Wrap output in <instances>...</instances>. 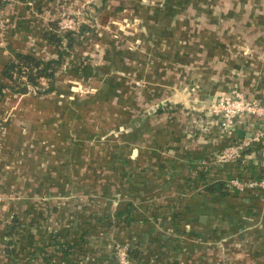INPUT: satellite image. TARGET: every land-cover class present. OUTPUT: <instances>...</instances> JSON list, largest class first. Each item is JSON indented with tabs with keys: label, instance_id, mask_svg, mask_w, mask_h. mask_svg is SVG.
<instances>
[{
	"label": "crops",
	"instance_id": "1",
	"mask_svg": "<svg viewBox=\"0 0 264 264\" xmlns=\"http://www.w3.org/2000/svg\"><path fill=\"white\" fill-rule=\"evenodd\" d=\"M31 2L40 10L38 1ZM142 2L118 0L117 8L140 11L143 31L121 35L131 43L118 48L104 30L101 60L71 55L56 77L57 94L4 91L0 264H24L53 240L85 238V230L88 244L79 251L56 253L49 263L36 252L29 264H116L99 236L104 229L95 231L85 217L127 206L134 220L111 235L136 250V264H264V189L239 191L228 182L260 178L261 144L253 142L236 161L212 163L227 142L251 137L261 121L237 119L228 139L219 131V115L206 110L233 86L264 103V0ZM30 5L15 0L3 9L10 22L0 32V84L1 69L16 52H51L41 38L46 23ZM103 70L110 82L91 92L94 100L103 92L98 116L89 110L92 99L69 90ZM117 71L143 79L146 92L139 97L134 83L123 86ZM67 77L77 80L64 83ZM7 105H19L17 114L5 113ZM90 127L102 136L96 148L86 145ZM214 182L224 183L229 194L204 189Z\"/></svg>",
	"mask_w": 264,
	"mask_h": 264
},
{
	"label": "trees",
	"instance_id": "2",
	"mask_svg": "<svg viewBox=\"0 0 264 264\" xmlns=\"http://www.w3.org/2000/svg\"><path fill=\"white\" fill-rule=\"evenodd\" d=\"M17 1H39V3L54 2L55 0H17ZM39 6H41L39 4ZM5 4L0 2V8L4 9ZM119 8H117L118 10ZM95 26H89L87 23H81L77 28L72 30H67L60 32L56 25V19L46 23L44 30L41 32V38L45 44L50 48V53L46 57H38L33 52H16L7 62L3 65L1 69V75L5 79V82L0 84V99L3 97L4 91H10L13 93H28L33 96H51L52 94H57L55 90L56 77L59 72L63 69L65 62L72 55L73 47L76 44L77 38L83 34L94 35ZM204 189L207 192L218 195L229 194L227 186L224 183L214 182V183H204ZM79 200V198L77 199ZM80 201V200H79ZM84 203V202H83ZM87 200H85V211ZM109 208L101 209L99 211V217L95 215L88 216L86 224H94L95 229H104V232L99 234V236L107 239L110 237L111 231L114 228H120L124 225H130L129 223L134 220L129 213V206L125 210H117L115 213H111ZM125 211V212H124ZM12 231V226H9L6 235L10 234ZM87 230L84 234L78 236L71 242H63L58 240H53L50 244L44 245L40 248L38 252L39 257L45 260L46 263L52 261V258L59 253L61 256H68L73 253V251H79L84 242L87 245ZM113 236L115 234H112ZM125 243L126 241H121ZM128 242V241H127ZM53 249L51 254L48 251H44V248ZM131 248V247H130ZM35 252V253H36ZM130 255L134 263L136 264V250L130 249ZM31 253L24 264H29L32 258L36 255ZM115 259V258H114Z\"/></svg>",
	"mask_w": 264,
	"mask_h": 264
},
{
	"label": "rangeland",
	"instance_id": "3",
	"mask_svg": "<svg viewBox=\"0 0 264 264\" xmlns=\"http://www.w3.org/2000/svg\"><path fill=\"white\" fill-rule=\"evenodd\" d=\"M142 1H143L142 3H148L150 0H142ZM91 2L95 3L96 9L91 8V6L89 5V3H91ZM102 2H103V4H102ZM38 3H39V1L37 2V4ZM117 3H118V0H107V1H105V0L104 1L103 0H55V2H45V1L41 2L40 3V5H41L40 10L36 6H35V8L32 7V6H34L33 2H31L30 6L32 7L33 15L35 17H37L39 19V21L42 20L43 23H48L49 21L57 19L61 15V13H66V14H69L73 17L80 18L81 20L84 19L85 23H87L89 26L90 25L93 27L95 26L94 35L86 34L87 37L85 39H83V41H79L78 43L76 41V44L72 50V52H73L72 55L73 54H75V55L80 54L81 58H83L85 56V57H88V59L91 58L93 60L98 61L101 59L98 57L97 49H99L100 38L102 37V34H104V30L109 32V34L112 37L111 45L116 46L118 48L120 47L121 43H126V42L129 43L130 42V41H128V39H125V38H127V36H130L133 33L139 34L143 31V29L140 27L141 24L139 21V20H141V19H139V14L141 17L140 11H138L139 13H137L136 10H133L132 12H130L129 9H126V11H123V9L117 10V7H118ZM8 22H10L9 19H8ZM121 35H124L126 37L123 38L122 40H120ZM128 43H126L127 46L130 45ZM132 44H133V42H132ZM81 54H82V56H81ZM106 73L107 72L105 70H103L101 72H97V74L93 73V76H90L87 78H85V76H83L82 78L79 79L80 81H82L81 83L79 81H77L79 84L73 83V82H76L77 78H73V79H75V81H73L72 77H70V78L67 77L66 80L64 81V83H68V84L73 83L70 90H69L71 92L70 94H72V93L85 94V100L92 99L91 100L92 106L89 107V110H91V112L98 114V116L100 114L98 111L99 106L97 104H100L102 102L103 92L101 91V93H99V95H97L95 100L91 96V94H93L91 92H95V88L93 89V87H95L96 85H100L103 81L106 83L110 82V78L107 76ZM108 74H111V73L109 72ZM116 76L119 78L118 79L119 83L121 81L124 82L123 86H126V87H127V85L131 86L130 84L134 83V85L137 87L135 89V91L137 92L139 97L143 93L146 92V88H144L145 86H143L145 81H143V79L142 80L137 79L135 74L126 73L125 71H117ZM81 79H83V80H81ZM83 81H85V82H83ZM120 92H123V90H121V89L119 90V88H117L115 90V94L119 95ZM57 96H59L60 98L63 97V95H57ZM86 97H87V99H86ZM57 103H59V102H57ZM8 107H9L8 105L4 107L6 110H8V111H5V113H8V112L10 113V111H11L12 116H14V114H17L16 112L19 108V105L16 107L10 106L9 109H8ZM85 112L87 113V111H85ZM2 114H4V112ZM93 120H95V119H93ZM4 122L5 121L3 120V118L0 117V127L2 125H4ZM96 125H100V124H96ZM90 130H92V132L90 133V135L86 139L87 140L86 145L89 148H92V147L96 148L98 145H100V142H98V140L102 139V136H101V133H99L98 135H96V133L94 135H92L93 127H90ZM96 131H98V129H96ZM91 154H92V156H91ZM85 157H87V155H85ZM89 157H93L94 162L97 163L96 159L98 156H97V154H95L93 152V150H91ZM85 175L87 177V174H85ZM85 192H87L88 194H91L92 197H96V194L93 193L94 191L86 190ZM106 192H108V191H106ZM86 219L87 218L85 217V221H86ZM95 231H97V230L95 229ZM109 236L110 237L108 238V240H111V241L115 240L113 235L109 234ZM80 259H82V258H80Z\"/></svg>",
	"mask_w": 264,
	"mask_h": 264
},
{
	"label": "built area",
	"instance_id": "4",
	"mask_svg": "<svg viewBox=\"0 0 264 264\" xmlns=\"http://www.w3.org/2000/svg\"><path fill=\"white\" fill-rule=\"evenodd\" d=\"M12 1L15 0H0L5 6L11 4ZM28 3L31 4V1H28ZM3 12L4 10L0 8V32H5L8 23V19L4 16ZM84 22V19L81 20L66 13H61L56 19V25L60 32L75 29ZM206 110L209 113L219 115V131L228 139L234 135L237 119L254 117L261 121L262 127L257 129L251 137L227 142L226 145L214 154L213 162H211L223 164L236 161L244 155V152L253 142H259L261 144V155L258 162L261 169L260 178L254 181L244 182L233 178L228 182L232 188L239 191H246L247 189L256 187L264 189V103L257 99L247 97L237 86H233L215 102L208 105ZM3 120L5 121V117ZM108 241H110L109 247L112 249L116 264H135L129 252L131 248L128 242L123 243L116 239Z\"/></svg>",
	"mask_w": 264,
	"mask_h": 264
}]
</instances>
